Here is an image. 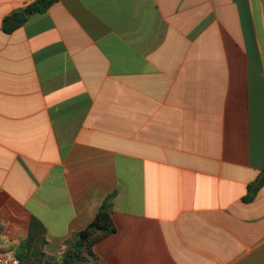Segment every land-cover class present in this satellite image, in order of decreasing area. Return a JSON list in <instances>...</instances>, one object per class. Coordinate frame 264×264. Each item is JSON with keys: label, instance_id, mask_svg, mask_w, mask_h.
<instances>
[{"label": "crops", "instance_id": "0c3cea01", "mask_svg": "<svg viewBox=\"0 0 264 264\" xmlns=\"http://www.w3.org/2000/svg\"><path fill=\"white\" fill-rule=\"evenodd\" d=\"M34 1L0 0V253L114 194L73 264H264V0Z\"/></svg>", "mask_w": 264, "mask_h": 264}, {"label": "trees", "instance_id": "16d2710c", "mask_svg": "<svg viewBox=\"0 0 264 264\" xmlns=\"http://www.w3.org/2000/svg\"><path fill=\"white\" fill-rule=\"evenodd\" d=\"M54 0H36L24 8L25 13L41 12ZM114 194L105 198L93 220L82 231L72 234L66 241V249L59 259L52 264H73L76 260L92 256L93 244L101 237L114 231L111 218L112 198Z\"/></svg>", "mask_w": 264, "mask_h": 264}, {"label": "built area", "instance_id": "2783aa9c", "mask_svg": "<svg viewBox=\"0 0 264 264\" xmlns=\"http://www.w3.org/2000/svg\"><path fill=\"white\" fill-rule=\"evenodd\" d=\"M0 264H21L20 259L11 252L0 253Z\"/></svg>", "mask_w": 264, "mask_h": 264}, {"label": "water", "instance_id": "95a60500", "mask_svg": "<svg viewBox=\"0 0 264 264\" xmlns=\"http://www.w3.org/2000/svg\"><path fill=\"white\" fill-rule=\"evenodd\" d=\"M13 20L16 22V23H20V22H23L24 21V15L22 13H16L13 17Z\"/></svg>", "mask_w": 264, "mask_h": 264}]
</instances>
